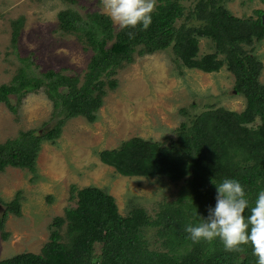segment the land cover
<instances>
[{
	"label": "trees",
	"instance_id": "obj_1",
	"mask_svg": "<svg viewBox=\"0 0 264 264\" xmlns=\"http://www.w3.org/2000/svg\"><path fill=\"white\" fill-rule=\"evenodd\" d=\"M252 11L253 15H235L225 0H193L189 7L181 0H156L152 23L142 30V26L115 29L111 18L98 10L84 14L71 7L57 10V29L73 34L90 51L88 59L79 76L62 68L36 74L26 57H19L16 71L0 82V102L15 113L27 93L40 89L51 102L54 119L45 129H18L0 141V171L11 165L34 172L41 142H53L67 118L82 115L93 121L103 96L118 84L116 70L131 62L135 53L169 46L188 68L209 72L224 65L244 105L240 110L207 105L188 121L181 120L175 136L165 142L131 135L114 147L99 149V160L120 174L181 179L176 196L158 202L152 215L136 203L122 214L114 196L102 187L69 183L68 198L74 204L52 217L39 250L16 252L0 258V264H257L251 245L243 246L244 253L227 252L219 239L194 244L185 231L186 225L203 222L208 209L215 207V184L225 178L242 184L250 206L264 190V83L259 80L262 62L253 51L264 38V23L262 9ZM180 17L195 22L176 24ZM21 22V15L10 20L12 47ZM129 31L134 38H129ZM198 37L208 38L212 49L199 53ZM19 207V190L9 200L0 197L2 237L7 214H18ZM249 214L244 213L246 218ZM146 226L155 228L159 248L148 245Z\"/></svg>",
	"mask_w": 264,
	"mask_h": 264
},
{
	"label": "rangeland",
	"instance_id": "obj_2",
	"mask_svg": "<svg viewBox=\"0 0 264 264\" xmlns=\"http://www.w3.org/2000/svg\"><path fill=\"white\" fill-rule=\"evenodd\" d=\"M181 2L189 7L193 0ZM225 4L238 16L253 15L254 8L264 10L263 0H225ZM65 7L81 14L105 12L102 0H0V82L16 71L21 64L19 57H26L28 68L36 74L47 68H62L81 76L90 51L84 50L73 34L57 29L56 12ZM19 15L22 22L16 46L12 47L10 20ZM181 21L189 24L195 19L180 17L176 24ZM211 49L208 38L198 37L199 53ZM253 51L262 62L259 80L264 83V38ZM115 76L118 84L103 96L93 121L82 115L69 117L53 142H41L34 172L11 165L0 171V197L9 200L19 190L20 202L19 213H8L4 220L6 236L0 234V258L39 250L47 239L52 217L62 214L65 205L74 204L68 198L69 183L102 187L114 196L122 214L136 203L152 215L158 202L176 196L182 180L172 181L164 175L120 174L100 161L97 151L114 147L131 135L165 142L175 136L181 120L188 121L189 115L207 105L232 110L244 105V97L233 90V75L224 65L209 72L188 68L174 57L169 46L151 53H135ZM53 119L51 102L40 89L27 93L15 113L0 102V141L15 135L18 129H45ZM143 231L148 245L159 248L155 228L146 226Z\"/></svg>",
	"mask_w": 264,
	"mask_h": 264
},
{
	"label": "clouds",
	"instance_id": "obj_3",
	"mask_svg": "<svg viewBox=\"0 0 264 264\" xmlns=\"http://www.w3.org/2000/svg\"><path fill=\"white\" fill-rule=\"evenodd\" d=\"M102 4L106 14L121 29L142 26V30H147L156 8V0H102ZM128 36L134 38V33L129 31ZM215 185V207L208 209L203 222L185 226L189 239L194 244L201 241L211 244L219 239L225 251L237 253H244L243 246L251 245L257 264H264V190L259 191L250 206L238 180L225 178ZM246 210L250 212L247 218Z\"/></svg>",
	"mask_w": 264,
	"mask_h": 264
},
{
	"label": "water",
	"instance_id": "obj_4",
	"mask_svg": "<svg viewBox=\"0 0 264 264\" xmlns=\"http://www.w3.org/2000/svg\"><path fill=\"white\" fill-rule=\"evenodd\" d=\"M261 22L264 23V10L260 14Z\"/></svg>",
	"mask_w": 264,
	"mask_h": 264
},
{
	"label": "bare ground",
	"instance_id": "obj_5",
	"mask_svg": "<svg viewBox=\"0 0 264 264\" xmlns=\"http://www.w3.org/2000/svg\"><path fill=\"white\" fill-rule=\"evenodd\" d=\"M264 1V0H263Z\"/></svg>",
	"mask_w": 264,
	"mask_h": 264
}]
</instances>
